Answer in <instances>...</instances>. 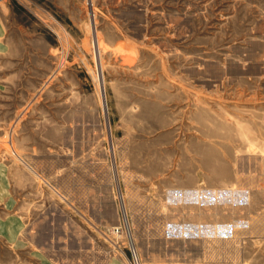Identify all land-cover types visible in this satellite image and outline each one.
Segmentation results:
<instances>
[{
    "label": "rangeland",
    "instance_id": "rangeland-1",
    "mask_svg": "<svg viewBox=\"0 0 264 264\" xmlns=\"http://www.w3.org/2000/svg\"><path fill=\"white\" fill-rule=\"evenodd\" d=\"M68 8L1 19L0 264H264V0Z\"/></svg>",
    "mask_w": 264,
    "mask_h": 264
},
{
    "label": "crops",
    "instance_id": "crops-1",
    "mask_svg": "<svg viewBox=\"0 0 264 264\" xmlns=\"http://www.w3.org/2000/svg\"><path fill=\"white\" fill-rule=\"evenodd\" d=\"M41 4H43V6ZM43 7L54 12L55 17H58L57 13L62 14L69 9L68 0H0V37L4 35V27L1 19L14 18L16 16L14 13L21 8L36 14L40 10L46 9Z\"/></svg>",
    "mask_w": 264,
    "mask_h": 264
},
{
    "label": "bare ground",
    "instance_id": "bare-ground-1",
    "mask_svg": "<svg viewBox=\"0 0 264 264\" xmlns=\"http://www.w3.org/2000/svg\"><path fill=\"white\" fill-rule=\"evenodd\" d=\"M124 223H125V225H127V224H126V219L124 220ZM9 229L13 230V226L10 225V226H9Z\"/></svg>",
    "mask_w": 264,
    "mask_h": 264
},
{
    "label": "built area",
    "instance_id": "built-area-1",
    "mask_svg": "<svg viewBox=\"0 0 264 264\" xmlns=\"http://www.w3.org/2000/svg\"><path fill=\"white\" fill-rule=\"evenodd\" d=\"M133 262H134V264H138V262H137V260L135 259V257H134V261H133Z\"/></svg>",
    "mask_w": 264,
    "mask_h": 264
}]
</instances>
